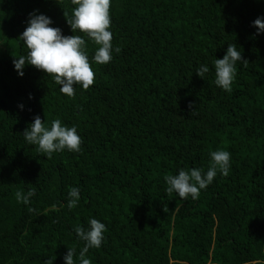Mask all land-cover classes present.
I'll return each mask as SVG.
<instances>
[{
    "label": "trees",
    "instance_id": "trees-1",
    "mask_svg": "<svg viewBox=\"0 0 264 264\" xmlns=\"http://www.w3.org/2000/svg\"><path fill=\"white\" fill-rule=\"evenodd\" d=\"M70 0H0V264H79L74 228L105 224L91 264H264V0H110L112 59L92 61L94 82L67 97L50 75L12 61L29 15L72 32ZM241 51L231 91L214 60ZM201 64L209 72L195 73ZM18 105H23L19 108ZM75 126L80 151L45 156L23 137L33 117ZM230 153V171L197 199L168 194L164 177ZM80 189L69 210L67 193ZM33 190L30 203L16 193ZM55 205V208L52 206ZM29 208L33 211H29Z\"/></svg>",
    "mask_w": 264,
    "mask_h": 264
},
{
    "label": "clouds",
    "instance_id": "clouds-1",
    "mask_svg": "<svg viewBox=\"0 0 264 264\" xmlns=\"http://www.w3.org/2000/svg\"><path fill=\"white\" fill-rule=\"evenodd\" d=\"M71 16L66 17V22L72 32L82 35L64 36L59 28L50 27L52 21L43 14L29 15L27 27L20 34L19 39L28 50L26 55H21L12 61L13 70L18 76H23L25 64L42 70L50 75L52 81L59 86V91L67 97L74 95V86L87 90L94 82V73L90 67L88 54L85 50V39L96 45L92 61L96 64H107L112 59L113 48L112 33L110 32V0H70ZM256 34L264 33V19L256 18L252 21ZM241 59V51L236 45L228 44L222 58L214 60L213 83L225 92L231 91V84L236 75L237 62ZM209 72L208 66L201 64L195 73L202 78ZM23 108V105H18ZM24 140L29 145H35L39 153L51 156L54 152L80 151L81 137L76 127L62 124L60 119L51 120L50 124L42 122L39 116L33 117L31 124L23 132ZM209 166L206 171L199 168L179 170L175 175H166L164 181L167 185L165 191L175 194L181 200L198 198L200 191L206 189L219 174L227 176L230 171V153L223 149L209 152ZM34 195L33 190L22 194L16 193L18 202L25 205L30 203ZM67 208L73 209L80 200V189L71 187L67 193ZM55 208V205L52 206ZM29 211L33 209L29 208ZM105 224L95 218H89L87 227L76 226L74 233L77 240L83 242L79 251V264H91L86 258L89 249L99 248L104 240ZM74 249L67 248L62 257L63 264H76ZM45 264H52L48 260Z\"/></svg>",
    "mask_w": 264,
    "mask_h": 264
}]
</instances>
